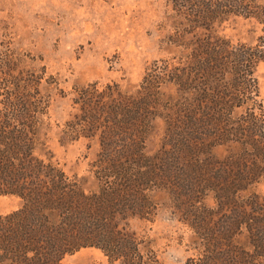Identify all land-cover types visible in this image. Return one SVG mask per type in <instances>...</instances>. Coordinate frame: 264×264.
<instances>
[{
  "label": "trees",
  "instance_id": "1",
  "mask_svg": "<svg viewBox=\"0 0 264 264\" xmlns=\"http://www.w3.org/2000/svg\"><path fill=\"white\" fill-rule=\"evenodd\" d=\"M182 2L176 7L186 22L181 34H194L185 46L187 70L168 72L176 94L162 98L151 82L134 93L115 83L74 89L78 113L64 123L58 140L97 138L100 153L90 166L97 191L86 190L51 156L34 154L36 144L44 143L39 130L30 129L45 114L44 102H1L0 195L14 196L20 205L0 215V264H68L66 256L88 247L99 249L109 264H158L136 234L118 223L150 214L147 192L159 176L167 178L158 157L145 152L155 118L150 105L175 113L176 123L168 127L191 153L197 179L215 190L217 203L233 207L225 227H201L202 252L186 264H264V197L241 198L264 174V104L255 75L264 63V0ZM236 17L260 26L254 44H233L219 34V26ZM12 81L7 83L16 87ZM220 149L225 154L217 160ZM191 207L190 222L211 217L207 208Z\"/></svg>",
  "mask_w": 264,
  "mask_h": 264
},
{
  "label": "rangeland",
  "instance_id": "2",
  "mask_svg": "<svg viewBox=\"0 0 264 264\" xmlns=\"http://www.w3.org/2000/svg\"><path fill=\"white\" fill-rule=\"evenodd\" d=\"M176 1L0 0V112L5 111L6 103H1L4 98L44 102L45 114L30 129H38L44 143L36 144L34 154L51 156L67 175L80 179L86 190L98 189L90 169L100 153L97 138L81 137L67 144L58 140L64 123L78 113L74 89L92 83L99 87L115 83L122 91L134 93L142 84L151 82L154 92L162 98L176 94L168 83V72L173 67L187 70L184 66L190 50L185 46L194 34H181L186 22L176 7L179 1L187 0ZM218 31L233 44H254L261 34L259 25L241 17L229 19ZM255 75L264 104V63L258 64ZM9 79L17 86L12 88L13 84L7 83ZM148 108L155 118L145 152L158 157L167 178L164 181L159 176L147 192L150 214L118 223L126 224L136 234L143 251L150 250L158 264H186L202 252L201 227L206 223L214 229L225 227L224 217L233 207L217 203L215 190L197 179L200 173L193 172L191 153L183 142L176 141L178 137L168 127V123H176L175 113L163 106ZM218 153L220 157L216 159H222L225 150ZM250 195L258 196L259 201L264 197V174L241 198ZM19 205L18 198L0 195V215ZM191 206L207 208L211 217L205 223L199 219L190 222L186 208ZM189 223L199 230H192ZM65 262L109 264L103 253L93 247L66 256Z\"/></svg>",
  "mask_w": 264,
  "mask_h": 264
}]
</instances>
